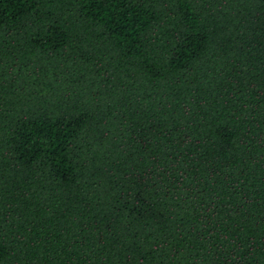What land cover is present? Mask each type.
<instances>
[{
    "label": "trees",
    "instance_id": "obj_1",
    "mask_svg": "<svg viewBox=\"0 0 264 264\" xmlns=\"http://www.w3.org/2000/svg\"><path fill=\"white\" fill-rule=\"evenodd\" d=\"M0 264H264V0H0Z\"/></svg>",
    "mask_w": 264,
    "mask_h": 264
}]
</instances>
